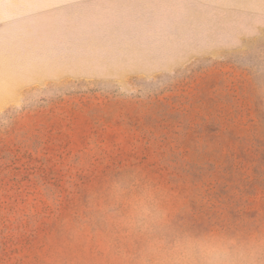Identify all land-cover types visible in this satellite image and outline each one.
I'll return each mask as SVG.
<instances>
[{"label": "rangeland", "instance_id": "rangeland-1", "mask_svg": "<svg viewBox=\"0 0 264 264\" xmlns=\"http://www.w3.org/2000/svg\"><path fill=\"white\" fill-rule=\"evenodd\" d=\"M125 165L195 230L264 219V0H0V264Z\"/></svg>", "mask_w": 264, "mask_h": 264}, {"label": "clouds", "instance_id": "clouds-1", "mask_svg": "<svg viewBox=\"0 0 264 264\" xmlns=\"http://www.w3.org/2000/svg\"><path fill=\"white\" fill-rule=\"evenodd\" d=\"M48 196L55 227L45 264H264V219L244 213L193 229L186 194L125 165L87 187Z\"/></svg>", "mask_w": 264, "mask_h": 264}]
</instances>
